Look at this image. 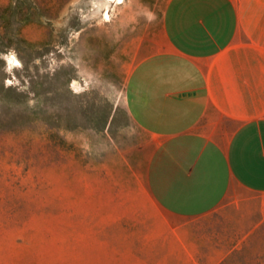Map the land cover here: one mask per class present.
Wrapping results in <instances>:
<instances>
[{"label":"crops","instance_id":"1","mask_svg":"<svg viewBox=\"0 0 264 264\" xmlns=\"http://www.w3.org/2000/svg\"><path fill=\"white\" fill-rule=\"evenodd\" d=\"M145 137L72 160L55 264H224L251 248L209 215L264 217V0H167L126 84Z\"/></svg>","mask_w":264,"mask_h":264},{"label":"rangeland","instance_id":"2","mask_svg":"<svg viewBox=\"0 0 264 264\" xmlns=\"http://www.w3.org/2000/svg\"><path fill=\"white\" fill-rule=\"evenodd\" d=\"M166 1L0 0V264H55L72 160L145 138L126 111V84ZM259 206L229 196L209 215L233 240L253 232L251 248L224 264H264Z\"/></svg>","mask_w":264,"mask_h":264},{"label":"bare ground","instance_id":"3","mask_svg":"<svg viewBox=\"0 0 264 264\" xmlns=\"http://www.w3.org/2000/svg\"><path fill=\"white\" fill-rule=\"evenodd\" d=\"M109 1H112V0H109ZM8 61H9L10 65H14L17 63V60L14 57H9Z\"/></svg>","mask_w":264,"mask_h":264},{"label":"trees","instance_id":"4","mask_svg":"<svg viewBox=\"0 0 264 264\" xmlns=\"http://www.w3.org/2000/svg\"><path fill=\"white\" fill-rule=\"evenodd\" d=\"M14 10V6L12 5V3L6 8V11H12Z\"/></svg>","mask_w":264,"mask_h":264}]
</instances>
